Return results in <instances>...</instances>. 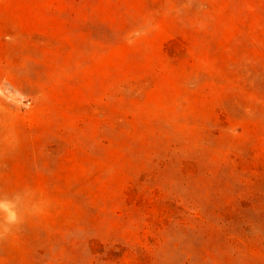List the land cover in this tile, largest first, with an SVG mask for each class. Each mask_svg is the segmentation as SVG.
I'll return each mask as SVG.
<instances>
[{"label": "rangeland", "instance_id": "obj_1", "mask_svg": "<svg viewBox=\"0 0 264 264\" xmlns=\"http://www.w3.org/2000/svg\"><path fill=\"white\" fill-rule=\"evenodd\" d=\"M0 264H264V0H0Z\"/></svg>", "mask_w": 264, "mask_h": 264}]
</instances>
